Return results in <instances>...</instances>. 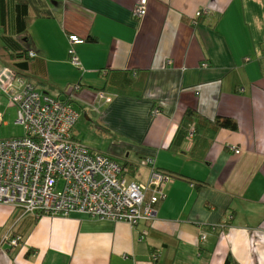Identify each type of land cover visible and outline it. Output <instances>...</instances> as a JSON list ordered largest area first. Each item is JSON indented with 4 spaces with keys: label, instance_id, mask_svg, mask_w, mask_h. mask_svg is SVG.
<instances>
[{
    "label": "crops",
    "instance_id": "crops-1",
    "mask_svg": "<svg viewBox=\"0 0 264 264\" xmlns=\"http://www.w3.org/2000/svg\"><path fill=\"white\" fill-rule=\"evenodd\" d=\"M138 1L50 0L52 17L33 20L25 36L31 83L70 97L115 135L103 153L138 166L124 173L144 186L155 168L174 174L154 219L132 227L0 203V264H264V0H147L137 17ZM106 70L146 72L143 98L85 87L101 88ZM19 86L0 61L1 119L16 111L4 89ZM187 108L238 128L220 130L203 160L187 156L189 142L175 155L168 148Z\"/></svg>",
    "mask_w": 264,
    "mask_h": 264
},
{
    "label": "built area",
    "instance_id": "built-area-1",
    "mask_svg": "<svg viewBox=\"0 0 264 264\" xmlns=\"http://www.w3.org/2000/svg\"><path fill=\"white\" fill-rule=\"evenodd\" d=\"M146 3L139 0L133 15L143 16ZM68 39L74 45L83 43L76 35ZM72 62L77 65L76 59ZM4 92L16 108L15 123L25 134L0 140V203L21 206L32 216L67 218L78 212L132 227L154 219L166 176L153 170L144 186L125 176L110 156L81 146L71 133L78 114L37 92L33 84L20 82ZM18 239L10 244L15 246Z\"/></svg>",
    "mask_w": 264,
    "mask_h": 264
},
{
    "label": "trees",
    "instance_id": "trees-1",
    "mask_svg": "<svg viewBox=\"0 0 264 264\" xmlns=\"http://www.w3.org/2000/svg\"><path fill=\"white\" fill-rule=\"evenodd\" d=\"M51 3L53 4L50 0H0V61L14 71L15 76L19 78L20 82L31 83V77H33L31 73L34 67V58L29 55L30 52L27 47L28 38L25 36L26 32L33 20L52 17L53 5ZM100 76H102L104 82L101 88H95L93 86L85 87L98 91V93L107 98L123 96L142 99L144 96L147 79V74L144 71L129 70L118 72L106 70L103 74L100 73ZM33 85L36 89L35 84ZM82 87V85H79L71 94H78ZM43 95L46 94L44 93ZM46 96L69 105L72 108L74 101L68 96H63V98ZM73 110L78 114L79 118L78 111ZM237 128L236 121L231 118L216 116L214 119H208L195 108H187L182 115L168 150L175 155H182V145L189 142L190 148L187 156L189 155L194 159L203 160L205 153L214 143L220 130L236 131ZM72 130L73 127L71 132ZM72 136V139L79 143L73 134ZM111 158L113 159V157ZM116 162L122 167V173L125 176L128 175L124 173V166L130 167L132 170L131 173L138 167L136 164L127 163L123 165L118 161ZM154 171L166 176L168 179L175 178L172 172L159 170L158 168H155ZM220 225L224 228L228 224L221 222Z\"/></svg>",
    "mask_w": 264,
    "mask_h": 264
},
{
    "label": "rangeland",
    "instance_id": "rangeland-1",
    "mask_svg": "<svg viewBox=\"0 0 264 264\" xmlns=\"http://www.w3.org/2000/svg\"><path fill=\"white\" fill-rule=\"evenodd\" d=\"M37 89L41 92L39 88ZM4 100L6 101V99ZM73 107L74 109H77V106ZM16 119L17 111L13 113L9 112L0 120V140L20 137L25 134L23 126L15 123ZM71 133L74 135L75 139L79 141L81 146L90 150L100 151L103 153L108 151L109 147L115 145V135L113 137V134L109 133L97 121V118L91 114L84 115L83 113H80Z\"/></svg>",
    "mask_w": 264,
    "mask_h": 264
}]
</instances>
